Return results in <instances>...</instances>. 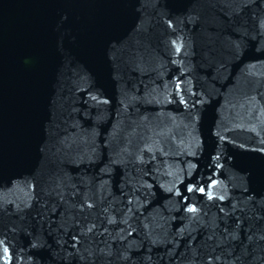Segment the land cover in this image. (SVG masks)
Masks as SVG:
<instances>
[{"label":"water","instance_id":"95a60500","mask_svg":"<svg viewBox=\"0 0 264 264\" xmlns=\"http://www.w3.org/2000/svg\"><path fill=\"white\" fill-rule=\"evenodd\" d=\"M0 264H264V0H0Z\"/></svg>","mask_w":264,"mask_h":264}]
</instances>
